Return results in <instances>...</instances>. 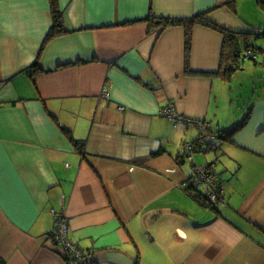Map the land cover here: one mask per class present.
<instances>
[{
    "label": "crops",
    "instance_id": "1",
    "mask_svg": "<svg viewBox=\"0 0 264 264\" xmlns=\"http://www.w3.org/2000/svg\"><path fill=\"white\" fill-rule=\"evenodd\" d=\"M57 3L67 33L45 42L49 0H0V264H68L50 238L59 212L90 264H264V0ZM205 11L250 35L253 53L228 80L215 74L217 31L192 28L186 71L184 29H149ZM244 70L257 73L251 95L239 90L225 118L219 96ZM167 106L212 132L186 170L183 148L199 130L173 127ZM238 125L227 138L213 133ZM207 165L223 203L185 186Z\"/></svg>",
    "mask_w": 264,
    "mask_h": 264
},
{
    "label": "trees",
    "instance_id": "2",
    "mask_svg": "<svg viewBox=\"0 0 264 264\" xmlns=\"http://www.w3.org/2000/svg\"><path fill=\"white\" fill-rule=\"evenodd\" d=\"M49 6L52 16V27L49 33L46 36L45 42L52 40L55 37H59L65 35L67 32L65 31L62 23V14L58 9L57 0H49ZM209 11L201 12L190 19H160L156 23L150 20L149 29L154 28V32L157 31V35H159L164 29L167 27H182L185 31V70L188 71V57L190 50V38H191V30L195 25H200L204 27H208L220 33L223 37L221 55L219 61V67L216 71V75L220 76L223 80H228L229 77L239 69L240 60L242 58L243 52L246 51L252 55L253 50L252 47L247 43V39L249 38V34L235 32L232 30H227L223 27L213 24L208 19ZM249 35V36H248ZM246 54V53H245ZM190 72V70H189ZM211 73H207L206 75H210ZM212 75V74H211ZM239 128L233 127L231 131H216L213 132L215 137L217 138H227L232 136ZM211 133L209 129H206ZM213 134V135H214ZM208 152L209 147H207L204 151L203 149L194 150L197 152ZM200 202V201H199Z\"/></svg>",
    "mask_w": 264,
    "mask_h": 264
},
{
    "label": "built area",
    "instance_id": "3",
    "mask_svg": "<svg viewBox=\"0 0 264 264\" xmlns=\"http://www.w3.org/2000/svg\"><path fill=\"white\" fill-rule=\"evenodd\" d=\"M251 56L250 53H248ZM103 97L108 98V93L103 90ZM162 116L172 123L173 127L183 125L186 127H196L199 135L193 145H190L184 152L185 156L191 157L192 151L204 149L208 146L209 136L207 134L205 123L198 119L187 118L179 115L172 106L165 107ZM187 188L195 190L204 188L203 196L209 205L223 203V195L221 189L217 186V176L212 173L209 166H201L194 168V174L185 184ZM54 226L50 233V238L58 244L62 253L66 257L68 264H90V254L84 253L77 249L67 238V220L63 212L53 213Z\"/></svg>",
    "mask_w": 264,
    "mask_h": 264
},
{
    "label": "rangeland",
    "instance_id": "4",
    "mask_svg": "<svg viewBox=\"0 0 264 264\" xmlns=\"http://www.w3.org/2000/svg\"><path fill=\"white\" fill-rule=\"evenodd\" d=\"M248 55V54H247ZM258 58H260V55L258 56ZM260 59H262V57L260 58ZM258 60V61H256L257 63V65H258V67H261V68H263L264 69V61H262V60ZM253 61H255V60H253ZM252 60H250V61H248V63H244L247 67H252V65L251 64H253L254 62H253ZM239 63H241V62H239ZM262 63V64H261ZM247 69V68H246ZM245 72H240V73H238L237 75H236V77L234 78V82H232V84H226V86H225V89H224V94H223V96L222 95H220L219 96V104H220V111H221V114L222 115H225V118H227V117H230V115H231V113H232V111L233 110H235L236 108H237V104H234V107L233 108H231L230 109V105H229V102H230V100L231 99H234L235 101L237 100V98H238V95H239V90H246V94H245V96H246V98L247 97H250V95H251V92L252 91H250L251 90V87H250V84L252 83V76H255V74H257L256 72H249V71H247V70H244ZM246 88V89H245ZM231 90H233L234 91V93L232 94L231 93ZM248 90V91H247ZM231 93V94H230ZM235 120H237V119H235ZM229 124H231V123H228V124H226V126H229ZM171 125H172V123H171ZM221 126H223V125H221ZM214 129H216V128H214ZM179 130H181V131H183L184 130V133H183V135L184 134H186L185 133V129L184 128H180ZM194 131V129H189V134H191L192 132ZM227 131H231V129H228ZM195 132V131H194ZM193 132V133H194ZM189 134H186V138H189L190 136H189ZM226 147H227V151L229 152V154H230V156H232V158H234V160H235V150H233L232 148H231V144L230 143H228L227 145H226ZM185 148H183V156H185ZM237 155V154H236ZM193 156H195V157H197V156H199L198 154H192L191 155V157L189 158V157H187V156H185V162H186V164H184L183 166L182 165H180L179 166V170H182V168H183V170H186L187 169V167L189 166V164H190V161H191V159H192V157ZM205 156V155H204ZM204 156H202V157H204ZM207 156H209V154L208 155H206L205 157L207 158ZM229 156V157H230ZM227 157V156H226ZM223 160V159H222ZM169 163V162H168ZM158 164V165H157ZM152 165V164H151ZM155 166H156V169H152V170H156L158 173H161L160 172V170H166V169H168V170H171L169 167H168V164L166 163V164H163V165H159V163H155ZM152 167H153V165H152ZM215 169L218 171V172H221V170H220V166L218 165V166H216L215 167ZM163 172V171H162ZM164 175H165V177L167 178V174H165L164 173ZM224 178L226 179V177L224 176ZM223 178V179H224ZM229 179H232L230 176L228 177ZM157 180V179H156ZM162 185H166L167 183H166V181H163V182H161L160 180H158ZM226 184H228V183H226ZM135 191H137L136 189H134V188H131L130 190H129V192H131V193H133V192H135ZM138 192V191H137ZM140 196V195H139ZM137 199H135V197L134 196H132L131 197V201L132 202H134V201H136ZM164 229H167V228H164Z\"/></svg>",
    "mask_w": 264,
    "mask_h": 264
},
{
    "label": "water",
    "instance_id": "5",
    "mask_svg": "<svg viewBox=\"0 0 264 264\" xmlns=\"http://www.w3.org/2000/svg\"><path fill=\"white\" fill-rule=\"evenodd\" d=\"M210 143H208V145H209ZM212 152H215L214 150H211ZM204 153V152H203ZM206 153H208V152H206ZM214 163H216V162H214ZM208 166V165H207Z\"/></svg>",
    "mask_w": 264,
    "mask_h": 264
}]
</instances>
